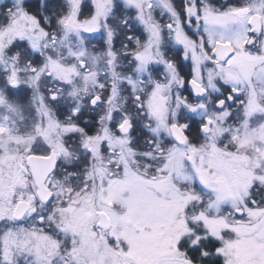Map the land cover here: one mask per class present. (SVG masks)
<instances>
[{
	"label": "snow or ice",
	"instance_id": "1",
	"mask_svg": "<svg viewBox=\"0 0 264 264\" xmlns=\"http://www.w3.org/2000/svg\"><path fill=\"white\" fill-rule=\"evenodd\" d=\"M261 189L264 0H0V264H264Z\"/></svg>",
	"mask_w": 264,
	"mask_h": 264
},
{
	"label": "flooded vegetation",
	"instance_id": "2",
	"mask_svg": "<svg viewBox=\"0 0 264 264\" xmlns=\"http://www.w3.org/2000/svg\"><path fill=\"white\" fill-rule=\"evenodd\" d=\"M177 2L179 3L180 0H177ZM213 2L217 3V4H223L224 0H213ZM229 2H232V0H229ZM98 39H99V34L94 35L92 37L93 42L97 41ZM93 49L95 50V48H93ZM101 54H102V52H101ZM5 59H7V57ZM122 63L126 64V61L122 60ZM125 71H127L126 68L121 69V72H125ZM101 79H103V76L101 77ZM49 86H51V85L48 84L47 82H44L42 84V87H49ZM121 95H122V97H126L129 94L127 93V91H125ZM8 97L11 101L13 99L14 100L13 102L19 104L20 109H21V115L19 117H14L15 124L12 126L13 131L15 132L16 130H18L19 133H21L25 136L29 135L31 133L33 123L37 119V116H38V114L35 113L32 109V106L30 104L29 94L23 93V92H21V93L12 92V93H8ZM64 103H65V105H70V104L74 103V101L71 97L66 96L64 99ZM121 103H125L123 99L121 100ZM125 106L130 107L131 106L130 101L127 104H125ZM140 145L142 147L144 146V137H141ZM82 160H83L82 157L79 160L76 159L75 157H73L70 160L65 161L61 167L59 178L61 180H63L66 171H73V172L82 171L83 170ZM142 163L143 162H141V164ZM141 170H143V168H141ZM73 182L75 183V180Z\"/></svg>",
	"mask_w": 264,
	"mask_h": 264
},
{
	"label": "rangeland",
	"instance_id": "3",
	"mask_svg": "<svg viewBox=\"0 0 264 264\" xmlns=\"http://www.w3.org/2000/svg\"><path fill=\"white\" fill-rule=\"evenodd\" d=\"M100 51H101V49H100L99 47H96L95 50L92 49V52H93V53H97V54L102 55V54H101L102 51H101V52H100ZM12 101H14V100L12 99ZM14 103H15V102H14ZM16 104H17V103H16ZM258 195H259V196H264V189H261L260 192L258 193Z\"/></svg>",
	"mask_w": 264,
	"mask_h": 264
}]
</instances>
